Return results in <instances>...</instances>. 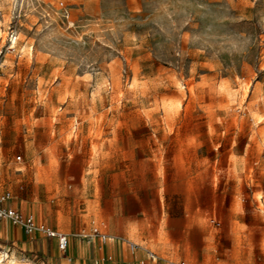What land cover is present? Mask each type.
Here are the masks:
<instances>
[{"label": "rangeland", "instance_id": "374dc122", "mask_svg": "<svg viewBox=\"0 0 264 264\" xmlns=\"http://www.w3.org/2000/svg\"><path fill=\"white\" fill-rule=\"evenodd\" d=\"M0 189L72 264H264V0H0Z\"/></svg>", "mask_w": 264, "mask_h": 264}, {"label": "built area", "instance_id": "2783aa9c", "mask_svg": "<svg viewBox=\"0 0 264 264\" xmlns=\"http://www.w3.org/2000/svg\"><path fill=\"white\" fill-rule=\"evenodd\" d=\"M15 37L14 32L10 31L8 34L9 41L14 42ZM13 198L14 194L10 190L0 189V219L7 220L13 225L20 226L26 235L40 234L46 238H54L57 249L66 260L65 264H72V257L67 254L69 235L65 232L56 231L43 222L36 221L31 214H22L19 210L9 205L10 200ZM91 231L93 234L100 236L102 240L106 238L104 235L100 234L96 227L92 228ZM80 236L83 238L87 236V234L81 232ZM126 246L131 252L142 249L147 258L151 260L156 259V255L152 251L146 250L136 242L127 240Z\"/></svg>", "mask_w": 264, "mask_h": 264}, {"label": "crops", "instance_id": "0c3cea01", "mask_svg": "<svg viewBox=\"0 0 264 264\" xmlns=\"http://www.w3.org/2000/svg\"><path fill=\"white\" fill-rule=\"evenodd\" d=\"M15 199H16V195L14 194V198L10 200L9 205H11L15 209H17L15 207V205H14V200ZM19 228L21 229V233H22L21 236H20ZM25 235L26 234L23 232V230H22V228L20 226L13 225L9 221H7V220L0 219V239H1V241H3L2 239H5L7 241H13V239H19V241L17 242V244H19L21 247H25V246L26 247H29V244L32 245L33 242H32V240H30V241H24L25 238H26ZM28 236L30 237V239H35V238H38V237H43L44 240L48 239V240H50L52 242L54 241L53 243L56 246V242H55V239L54 238H46V237H44V236H42L40 234L28 235ZM131 241H133V240H131ZM38 242L40 243L41 241L39 240ZM133 242H135V241H133ZM36 245L38 247L37 241H36ZM70 247H71V238L69 237V244H68V247H67V254L70 255V256H72V258L75 257V258H78V259H81V257H86V254L87 253L83 249V248H86V247L77 246L76 249L74 250L73 254L69 251ZM100 248H104L103 249V252L104 253H108V252H110L111 249H113L112 250V255H113L112 261H106V262H104L102 264H154L153 263L154 262L153 260L148 259L144 263V262H142V261L140 262L138 259H136V256H130V255H128L127 252L123 249L124 247L119 242L118 243L114 242L113 244H109L108 242H105V245L103 247H100ZM126 248H127V246H126ZM140 251H143V250L142 249H137V250H135L133 252H140ZM92 254H93V256L96 255L95 250H92ZM62 258H64L63 255H62Z\"/></svg>", "mask_w": 264, "mask_h": 264}]
</instances>
